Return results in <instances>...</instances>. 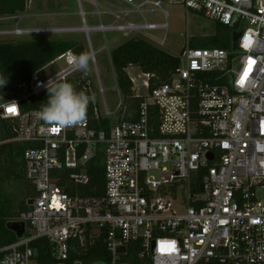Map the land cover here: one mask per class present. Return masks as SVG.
I'll use <instances>...</instances> for the list:
<instances>
[{
  "label": "built area",
  "instance_id": "1",
  "mask_svg": "<svg viewBox=\"0 0 264 264\" xmlns=\"http://www.w3.org/2000/svg\"><path fill=\"white\" fill-rule=\"evenodd\" d=\"M105 1L131 9L109 13L95 2L100 19L112 14L162 20L101 23L86 33L98 93L89 79L84 89L95 102L81 123L50 126L36 118L37 110L23 112L20 106L42 96L49 81L68 82L83 73L68 63L72 50L20 85L19 97L0 103L11 141L36 145L24 154L25 177L36 196L30 209L12 220L25 223L26 232L0 249V264H41L32 247L39 239L47 241L46 264H86L72 254L82 256L100 239L110 264H125L122 258L132 243H139L142 257L153 264H264V0ZM166 3L232 30L231 48H191L189 37L170 81L155 86V74L129 66L131 98L139 107L131 114L136 120L127 121L128 104L118 84L116 109L107 105L89 34L121 33L161 48L170 30ZM77 4L86 23L82 1ZM23 14L0 18L15 23L11 30L0 29V43H10L9 37L80 32L77 27L25 28L21 24L29 16ZM241 31L234 51L233 34ZM60 62L56 74L42 75ZM100 153L105 185L93 191L102 195L84 196L88 166ZM120 247L125 254L118 253Z\"/></svg>",
  "mask_w": 264,
  "mask_h": 264
},
{
  "label": "trees",
  "instance_id": "2",
  "mask_svg": "<svg viewBox=\"0 0 264 264\" xmlns=\"http://www.w3.org/2000/svg\"><path fill=\"white\" fill-rule=\"evenodd\" d=\"M27 11V0H0V18L15 16ZM232 43V30L216 24L214 35L205 37H191L189 46L196 49H225L230 50ZM72 50L76 54L85 52V48L75 40H50V41H28L20 43H0V83L3 84L4 92H13L15 98L23 93L20 85L29 83L34 73L42 70L65 52ZM111 61L115 69L117 83L121 93L127 100L128 111L125 120L135 121L136 115L131 114L137 111L139 101L131 98V83L126 74V69L133 65L145 72L156 75L155 83L161 84L170 81L173 74L180 66V59L171 56L161 49L153 46L141 38H132L123 45L111 52ZM81 91V85L74 87ZM48 92L40 97H30L21 101L20 106L23 112L39 110L41 104L46 103ZM93 105L90 102L87 113H92ZM104 122V126L109 125ZM13 134L9 122L0 119V249L17 241L16 234L7 227L8 223L27 212L30 207L28 202L36 196L33 189L27 196L19 209H14L7 197L2 193L1 186L13 181H26L24 154L28 149L35 148L34 143L12 142ZM103 154L93 160L88 166L90 184L85 188L84 196H100L101 191L94 192L99 187L103 190L105 185L103 171ZM47 241L36 240L32 247L41 264H46L45 259L49 258L45 250ZM80 258L86 264H110L112 257L107 251L105 242L100 239L96 244L79 256L72 254V259ZM125 264H151L152 260L146 256L142 257V248L139 243L129 245L127 254L122 258Z\"/></svg>",
  "mask_w": 264,
  "mask_h": 264
},
{
  "label": "rangeland",
  "instance_id": "3",
  "mask_svg": "<svg viewBox=\"0 0 264 264\" xmlns=\"http://www.w3.org/2000/svg\"><path fill=\"white\" fill-rule=\"evenodd\" d=\"M82 8L85 12L86 23L79 15L80 8L77 4V0H27V11L23 14L27 17L21 24L25 28H44L49 26H69L70 24L77 28H84L89 26L93 28L103 24V20L95 15L97 10L95 2L99 4L102 11H121V6L115 5V2H107L105 0H81ZM126 7V8H125ZM123 6V9L130 10L128 6ZM171 18L169 19L170 30L167 35V41L165 46L159 48L162 51L170 54L174 57H179L182 49L185 47L186 41L189 37H205L214 35L216 24L209 19L197 16L192 11L187 12L183 6L165 4ZM59 13L65 15H59ZM134 16H128L127 19H131ZM64 20L62 22L61 20ZM70 20V21H69ZM118 20V19H117ZM161 17L156 15L155 17L145 16V19L135 15L133 21L140 23L144 21L156 22L161 21ZM15 26L14 22H0V29L11 30ZM132 39V36H128L121 33H96L89 34V40L93 48V52L96 57V66L98 68L102 85L105 89L106 102L111 111L116 109L119 102L118 95L114 93V89L117 86V77L115 69L111 61V52L123 45L128 40ZM144 39V38H142ZM10 43H20L28 41H50V40H75L85 48V51L90 52L88 36L86 32H79L76 34H64L62 36H31V37H9ZM108 45V49L104 47ZM63 67V63L47 69L42 75H54ZM94 64L90 62V72L88 76L84 73H80L75 76L73 80H69L74 87L81 85V91L89 95V92L84 89V85L89 81L93 84V90L95 94L98 93V85L96 77L93 74ZM0 83V92L5 91V88ZM77 92H80L76 90ZM92 95V91H91ZM19 97V96H18ZM15 98L13 92H4L0 94V103L6 102ZM34 186L27 180L13 181L12 183H6L1 186L2 193L7 197L14 209H19L23 202L27 201V196L33 191ZM264 197V192L262 193Z\"/></svg>",
  "mask_w": 264,
  "mask_h": 264
},
{
  "label": "clouds",
  "instance_id": "4",
  "mask_svg": "<svg viewBox=\"0 0 264 264\" xmlns=\"http://www.w3.org/2000/svg\"><path fill=\"white\" fill-rule=\"evenodd\" d=\"M68 63L84 74L90 72V62L94 61L91 52L76 54L69 51ZM3 85V84H2ZM48 99L36 112V118L45 124L59 128H68L81 123L87 115L90 102H95L94 96H89L83 91L77 92L74 86L67 82H48Z\"/></svg>",
  "mask_w": 264,
  "mask_h": 264
},
{
  "label": "water",
  "instance_id": "5",
  "mask_svg": "<svg viewBox=\"0 0 264 264\" xmlns=\"http://www.w3.org/2000/svg\"><path fill=\"white\" fill-rule=\"evenodd\" d=\"M242 34H243V31L233 34V49H234V51H238V43H239V40H240ZM32 204H33V200L31 199L28 202V205L30 206ZM7 227L10 231H12L16 234L17 239H22L24 237L25 232H26V224L25 223H23V222H12L11 221L8 223ZM118 253L119 254H125L126 249L124 247H120L118 249ZM151 264H153V263L151 262Z\"/></svg>",
  "mask_w": 264,
  "mask_h": 264
},
{
  "label": "crops",
  "instance_id": "6",
  "mask_svg": "<svg viewBox=\"0 0 264 264\" xmlns=\"http://www.w3.org/2000/svg\"><path fill=\"white\" fill-rule=\"evenodd\" d=\"M115 5L121 6V8H122L121 11H108L109 13H119L122 11H128V10L123 9V6L125 7V5L120 3V2H115ZM59 15H65V14L59 13ZM133 18L127 19L124 15H121V19L117 20V18L115 16H113L112 14H108L106 19L103 20V24L104 25L119 24V23H123L127 20H133ZM61 21L64 22V20H61ZM49 27H60V26H49ZM63 27H76V26L70 24L69 26H63ZM86 27L89 28V26H87V25H86Z\"/></svg>",
  "mask_w": 264,
  "mask_h": 264
},
{
  "label": "bare ground",
  "instance_id": "7",
  "mask_svg": "<svg viewBox=\"0 0 264 264\" xmlns=\"http://www.w3.org/2000/svg\"><path fill=\"white\" fill-rule=\"evenodd\" d=\"M23 14V13H22ZM18 15V14H17ZM16 16V15H15ZM79 31L81 32H88V31H92V28H87V27H84V28H80Z\"/></svg>",
  "mask_w": 264,
  "mask_h": 264
},
{
  "label": "snow or ice",
  "instance_id": "8",
  "mask_svg": "<svg viewBox=\"0 0 264 264\" xmlns=\"http://www.w3.org/2000/svg\"><path fill=\"white\" fill-rule=\"evenodd\" d=\"M9 111H15L14 108L9 109ZM54 131H58V129H54Z\"/></svg>",
  "mask_w": 264,
  "mask_h": 264
}]
</instances>
